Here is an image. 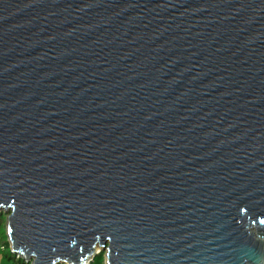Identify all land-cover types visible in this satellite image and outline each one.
<instances>
[{
    "label": "water",
    "instance_id": "1",
    "mask_svg": "<svg viewBox=\"0 0 264 264\" xmlns=\"http://www.w3.org/2000/svg\"><path fill=\"white\" fill-rule=\"evenodd\" d=\"M31 264H264V0H0V213Z\"/></svg>",
    "mask_w": 264,
    "mask_h": 264
},
{
    "label": "trees",
    "instance_id": "2",
    "mask_svg": "<svg viewBox=\"0 0 264 264\" xmlns=\"http://www.w3.org/2000/svg\"><path fill=\"white\" fill-rule=\"evenodd\" d=\"M3 217H4V215H2L0 213V222L2 221ZM3 245H4L5 250L7 249V247L10 248L9 247L10 246L9 245V241H7V240L3 243ZM7 258L9 260L14 261L15 264H31V263H28L24 258L19 257L17 254H15L14 252H12L11 249L9 251V254L7 255ZM102 258H103V254H98L88 264H104V261H103ZM57 264H66V263L62 262V263H57Z\"/></svg>",
    "mask_w": 264,
    "mask_h": 264
},
{
    "label": "rangeland",
    "instance_id": "3",
    "mask_svg": "<svg viewBox=\"0 0 264 264\" xmlns=\"http://www.w3.org/2000/svg\"><path fill=\"white\" fill-rule=\"evenodd\" d=\"M2 215H4V217H3V219H2V221L0 222V232L2 231H4V230H6V228L4 229V225H6V218H7V215L3 212V213H1ZM7 241H8V239H7ZM10 245V244H9ZM10 247V246H9ZM9 251H10V248H8L7 247V249L6 250H4L3 251V253H2V255H1V258L3 259V260H5V261H9V259L7 258V255L9 254ZM101 254H103V261H104V264L106 263L105 262V252H102ZM9 262H11V263H13V264H15V262L14 261H12V260H10Z\"/></svg>",
    "mask_w": 264,
    "mask_h": 264
},
{
    "label": "crops",
    "instance_id": "4",
    "mask_svg": "<svg viewBox=\"0 0 264 264\" xmlns=\"http://www.w3.org/2000/svg\"><path fill=\"white\" fill-rule=\"evenodd\" d=\"M3 227H4V229H5V228H6V225H4ZM7 239H8V237H7V234H6V230H4L3 232L1 231V232H0V264H13V263L9 262L10 260H9V261H8V260L5 261V260H3V259L1 258V255H2L3 251L5 250L3 243H4Z\"/></svg>",
    "mask_w": 264,
    "mask_h": 264
}]
</instances>
